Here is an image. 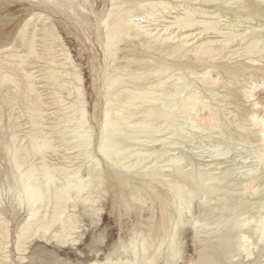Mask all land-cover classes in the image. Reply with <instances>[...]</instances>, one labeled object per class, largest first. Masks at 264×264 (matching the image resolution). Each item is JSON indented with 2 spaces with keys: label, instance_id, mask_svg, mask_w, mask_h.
Listing matches in <instances>:
<instances>
[{
  "label": "bare ground",
  "instance_id": "obj_1",
  "mask_svg": "<svg viewBox=\"0 0 264 264\" xmlns=\"http://www.w3.org/2000/svg\"><path fill=\"white\" fill-rule=\"evenodd\" d=\"M0 1H28L34 5L37 2L52 14L65 18L72 14L78 18V24L91 25L96 30L104 54V66L93 78L94 100L87 90L83 70L49 14H31L14 43L0 47V101L13 104L12 113L8 114L9 127L4 126L0 108V264H45L49 256L58 264L59 256L48 247L78 246L85 230L81 216L97 226L104 214L103 201L109 194H113V207L120 219L135 213L136 220L128 226L119 222L120 231L126 229L124 236L120 234L118 241L101 253L90 247L94 257L76 264H245L246 259L264 250L260 248L264 242V193L249 199L257 195L259 187L252 186L247 196L240 188L243 182L232 189L226 187L232 169L213 174L203 165L197 168L190 156L169 155L171 149L167 146L181 145L175 140L154 138V151L136 147L142 146L143 135L175 127L178 119L184 123L176 125L173 135L185 138L182 135L187 128H194L189 123L191 113L202 103L200 92L191 85L197 81L209 88L218 82L209 77L207 70L218 68L209 60L238 39L245 45L247 55L262 53L261 34L222 32L214 22L197 20L191 9H185L184 16H175L170 24L164 16L158 18V25L150 24L149 18L161 10L175 9L176 5L169 0H106V10L100 14L93 6L88 11L89 0ZM183 1L242 4L249 16L264 13L261 6L250 0ZM196 24L203 25L202 31L222 34L223 40L219 42L224 46H214L213 40L198 41L192 46L188 39L176 41L179 36H173L174 27L183 30ZM123 42L128 48L123 58L128 53L136 54L133 60L139 58L140 63H117ZM169 58H188L186 68L191 67V62H202L204 69H194L188 74L190 78H185L174 74ZM248 60L258 61L252 57ZM36 64H42L40 75L34 71ZM251 67L230 68L224 73L235 77ZM174 76H179V82L167 93L157 94ZM45 87H51L47 95ZM45 96H51L52 103H46ZM159 97H163L161 103L139 105ZM90 101H94L93 114ZM17 110V114L13 113ZM91 116L98 128L93 126ZM22 118L27 121L22 122ZM206 118L199 119L204 122ZM250 119L264 129V116L259 119L254 115ZM219 120V111L214 112L208 119L209 126H200L199 130L214 129ZM243 122L237 126L242 128ZM222 135L223 139L206 145L212 158H225L237 146L248 143L233 134ZM262 135L264 138V131ZM59 149L64 151L61 157ZM251 157L264 162L263 152H249L248 158ZM186 161L191 168L187 169L188 163L183 165ZM221 166L222 162L216 163L217 170ZM246 168L248 175L256 171L252 165ZM140 169L142 172H138ZM189 236L194 254L187 257L191 250L187 244ZM103 240L102 234L92 237L95 244H102ZM32 244L40 245L31 252ZM252 264H259L258 260L254 258Z\"/></svg>",
  "mask_w": 264,
  "mask_h": 264
},
{
  "label": "rangeland",
  "instance_id": "obj_2",
  "mask_svg": "<svg viewBox=\"0 0 264 264\" xmlns=\"http://www.w3.org/2000/svg\"><path fill=\"white\" fill-rule=\"evenodd\" d=\"M105 1L106 0H89L90 4H86V8L90 12L93 6L95 8L96 13L100 14L101 12H104L106 10ZM169 1L172 2L174 5H176L175 9L171 10L170 8H168L164 11L161 10L160 13L156 14L158 17L154 15L153 18H149L150 24L153 23L154 25H158L159 24L158 18L160 16L166 17L168 19L166 20V22L170 24V22L174 21L175 16L177 15L184 16L185 9H191L193 12H195V18L197 20L214 22L222 32L234 31L238 33H248V34L256 32L257 34H261L260 36L264 38V13L262 15L249 16L247 12L242 9L243 7L242 4L223 5L221 2H217L215 4L208 5L200 2L187 3L186 1L183 0H177V1L169 0ZM250 1L253 2L254 4L261 6L264 10V0H250ZM38 12H44L52 17V21L58 27V31L63 42L66 43L67 47L70 49V51L74 56V60L76 61L80 69L83 70L82 74L87 80V90L89 93H91L94 96V100H95L96 96L93 88V78H95V75L97 73H100V68L104 66V54L98 45L96 38V30L92 28L91 25L78 24L76 21L78 20V18L74 17L72 14L71 17L68 18H65L62 15L52 14L46 11L43 6L38 5L37 2H35L34 5L32 3H29L28 1H0V47L14 43L15 39L17 38V34L22 28L25 20L31 14ZM169 12H172L173 14L170 15ZM237 14L238 16H236ZM89 16L91 20L94 21V15L90 14ZM145 21L141 20V22H145ZM149 23H143V25H147ZM38 25L39 27L42 26V24L39 23ZM162 26L163 24L159 26V29H161ZM152 28H154V26ZM202 29H203L202 24H196L191 28H186L183 30H177L174 27L173 30L176 31L175 32L176 34L174 33L173 36H177V35L179 36V38H176V41L188 39L187 42L190 43V46H192L198 41L199 43H201L204 41H212V40L215 41L213 44L214 46L216 47L224 46L223 42H219L223 40L222 34L211 30L202 31ZM40 34L41 33H39V35ZM88 37L89 39H87ZM135 42L138 43V40L135 39ZM121 46L123 50L119 52L120 59L117 61V63L126 64L128 61H130L133 62V64H137L140 61L139 58L133 60L136 54L133 55L128 53L129 56L127 58H123L124 54H127L128 48L126 47V44L124 42L121 43ZM249 57H252L258 61L252 63L248 60ZM146 59H149V57H146ZM169 60L173 64L174 69L176 71L174 72V74H180L181 76H185V78L186 77L190 78V75L188 74L190 72H193L194 69H196L199 72L203 71L204 69L202 62H198V61L191 62V67H187V68L184 67L185 63L190 62L188 58H181V59L169 58ZM209 61L213 65L218 67V68L212 67L207 70V72H209V77L210 79L217 78L216 81L218 82H216L215 86L209 88H204V86L200 85L199 82L197 83V81L195 84L193 83V85H191V88L197 89V92L198 93L200 92L199 96L202 97V103H200V105L196 108V110L193 113H191L190 116L192 118V121L189 123L191 124V126H194V128L188 127L190 130L187 128L184 135H182L185 136V138L174 136L176 134L175 132L177 129L176 125H180L184 123L183 119H178L177 122L178 124L176 123L175 127L169 128L167 130L165 129L164 131L155 133L150 136L143 135L144 139L143 138L142 140L140 139L141 142H143L142 146L141 147L136 146V147L137 149L140 150L149 149V151H154V147L152 146L155 144L151 143L154 138H161V139L167 138L166 140H168V142L175 140L181 145L167 146V149H171V153L169 155H173L174 153L173 156L176 157H181L184 154L187 155L188 157L190 156L189 158L193 161V163L197 168L199 167L202 168L203 165V169L210 170V172L213 174L220 175L225 170L232 169L233 170L232 176L228 178L229 183L225 184V186L232 189L235 184H238L239 182H243L240 188L243 189L242 190L243 194L246 196L248 193L251 192L250 188L252 186H255V188L259 187V191L257 195H255L254 197H249V199L254 200V198L262 196L264 193V162H259L254 157L248 158V153L249 152L264 153V138L262 135V131H264V129L260 128L258 124H256L254 121L250 119V117L255 115L257 118L260 119L264 116V112H263L264 111V51L262 53L259 52L251 56L247 55L245 53V45L243 44L242 41L238 39L237 41L226 44V48L222 50V52L219 55H217L213 59H210ZM141 63L143 62L141 61ZM244 66H252V67L247 69L246 71L241 72L235 77H229L224 73V70H228L230 68H242ZM33 67H34V71L38 72L37 75H40L41 73L39 72V70L42 69L41 68L42 64H36ZM94 67H96V72ZM179 76H174L173 78L168 80L166 84H164L161 87V91L160 92L157 91L158 92L157 94L167 93L169 89L172 88L173 84L179 82L177 81L178 79L177 77ZM218 78L220 81L218 80ZM50 88L51 87H45L43 89L44 95L50 93ZM146 88H151V87L147 86ZM160 98L163 97H159L158 99L148 100L146 103L139 105H145V104L149 105L151 103L155 104L156 102H157L156 104H158L162 102ZM45 99H47L45 100L46 103H52L51 96H47V97L45 96ZM90 102H91V114H93L94 101H90ZM0 103H1V107H0L1 113L4 116V126L9 127L10 120L8 118V114L12 113L13 104L1 102V101ZM202 106L203 107L205 106L204 110ZM14 108H17V106H14ZM221 109L223 111H221ZM218 111H219L220 120L216 128L214 129L211 128L210 130L207 131H203V128L199 130L200 126L202 127L209 126L208 119L210 115ZM13 113L17 114L18 110ZM200 113L201 115H199ZM207 116L208 119L206 118L204 122H202V120L199 119L201 117H207ZM244 119L246 120L245 122H243ZM21 121L26 122L27 120L26 118H22ZM240 121L243 122L242 128L237 126V123ZM91 122L93 126L98 128L96 121L92 116H91ZM190 133H194L195 136H191ZM222 134H224V136L225 135L229 136L230 134H233L235 138L236 137L238 138V140L243 139L245 142L248 143L237 146L236 149L225 158L224 157L212 158L211 155H209L210 154L209 147L206 145L214 140L223 139ZM237 144L239 145V142ZM156 147L157 149L160 148L158 145H156ZM182 149H183V153H182ZM59 153L61 157L64 151L59 149ZM244 161H247V163H244ZM220 162L223 163V166H221V170L219 171L217 170L218 167H216V163H220ZM0 163L2 162L0 161ZM186 163H188V165L190 164V162L186 161L184 162L183 165H187ZM251 165L256 167V171L248 175L249 172L247 170L249 168L246 167H250ZM191 167L192 165H189L187 169ZM141 170L142 169L138 170V172H142ZM134 181L141 185L140 180L136 179ZM234 194L239 196V193H234ZM103 202L105 208L104 214H103V218L99 220L97 226L91 225L90 221L85 216H81L82 222L85 225L84 227L85 230L83 232V237L79 239L78 246L55 248V249L52 246L48 247L50 251L55 252L59 256L57 259L58 264H76L77 261H81L82 259H92L94 256L92 250H90V247H93V251L98 250L100 253L102 251L107 250V248L112 243L118 241L120 234L123 236L125 235L126 229L120 231L118 223L120 222L128 226L136 220V217H134L135 213H133L131 217L125 216L122 219L119 218L117 209L113 207V203H114L113 194L107 195ZM199 204H200L199 201L196 202L195 204L196 211L198 210ZM261 213L264 212L261 211ZM79 214H81V212H79ZM21 218L22 217H19L18 220L20 221ZM14 231L15 229H13L12 232ZM99 234H102L104 236L103 243L102 244L92 243L93 242L92 237L94 235L98 236ZM253 241L257 242V238L254 237ZM187 244L190 245L191 248V250H189L188 253L186 254V256L189 257L190 255L194 254L193 240L191 239L190 236L187 238ZM37 245L40 244H36V245L32 244L30 246V251L33 252L37 248ZM263 247H264V242L260 243V248ZM248 252L249 250L244 252V254L246 253L245 255H247ZM254 258L258 260L259 264H264V250L262 251L260 250V252H257L255 256H253L251 259L249 260L246 259L245 264H252ZM45 264H55V260H53V258L49 256L47 257Z\"/></svg>",
  "mask_w": 264,
  "mask_h": 264
}]
</instances>
